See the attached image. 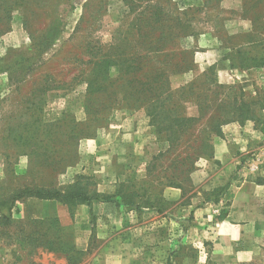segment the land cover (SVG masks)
Returning <instances> with one entry per match:
<instances>
[{
  "label": "rangeland",
  "instance_id": "rangeland-1",
  "mask_svg": "<svg viewBox=\"0 0 264 264\" xmlns=\"http://www.w3.org/2000/svg\"><path fill=\"white\" fill-rule=\"evenodd\" d=\"M261 116L264 0H0V264H82L109 238L146 264H216L220 212L193 210L231 181L213 142ZM237 157L253 177L255 151Z\"/></svg>",
  "mask_w": 264,
  "mask_h": 264
},
{
  "label": "crops",
  "instance_id": "crops-1",
  "mask_svg": "<svg viewBox=\"0 0 264 264\" xmlns=\"http://www.w3.org/2000/svg\"><path fill=\"white\" fill-rule=\"evenodd\" d=\"M230 126L224 127L223 134L216 136L213 145L215 157L225 165L220 176L229 173L231 181L226 184L217 203L208 202L193 209L197 218L200 216L206 221L212 217L213 211L221 213L225 210V217L212 223L213 247L208 257L203 259L204 263L213 261L216 264H239L250 261L260 253L264 254V134L254 128L253 124L249 125L251 128L248 130L240 123ZM252 151L258 156V170L253 177L243 178L241 176L245 174L239 170L237 156ZM178 196L174 191L169 199L177 200ZM77 232L78 226L72 224L71 233ZM113 243L114 238H109L98 253V256L106 257L103 264H146L141 254L122 248L117 250L112 247ZM73 244L75 250L87 251L89 248V242L80 244L78 235ZM98 256L82 264H92Z\"/></svg>",
  "mask_w": 264,
  "mask_h": 264
},
{
  "label": "trees",
  "instance_id": "trees-1",
  "mask_svg": "<svg viewBox=\"0 0 264 264\" xmlns=\"http://www.w3.org/2000/svg\"><path fill=\"white\" fill-rule=\"evenodd\" d=\"M111 46H114L113 44L111 45ZM104 46L103 45H100L99 46V50L100 49H102L101 50V52H103V54L105 55V56H107V52H109L110 51V49H108V50H106V48L104 49L103 48ZM134 60H136V57H132V61H134ZM90 62V61H89ZM134 66V68H136V66L135 65H133ZM161 77V73L160 74H157L156 75V79H157V81L159 80V78ZM91 84V82L89 83V85ZM162 95V94H161ZM161 95H158V97H161ZM165 106V105H164ZM165 108V107H164ZM164 110H162V108L160 109V110H158V112H155L154 113V116H159L162 112H163ZM183 118H178V119H174L175 121H174V125L175 126H177V124H178V121H180V120H182ZM251 119H254V118H251ZM257 119V121H263L264 120V117L263 116H261L260 118H256ZM240 120V119H239ZM244 120V119H243ZM243 120H241V121H243ZM255 120V119H254ZM257 121L255 120V123H256V125L254 124V127L256 128V129H258L259 131H261L263 134H264V121L263 122H261V123H263V125L262 126H258V123H257ZM157 123V122H156ZM158 125V130H161V127H160V124L161 123H157ZM166 129H169V128H166ZM53 194V195H52ZM37 195L38 196H42L43 194H41V192H39V193H37ZM49 195H51V197H53L54 199L56 198V199H59L60 201H62V202H64V204H67L68 205V203H70L69 201H67V199L68 198H70V199H74V201L72 202V203H70V204H73V205H75V206H77V205H80V204H87V205H90L91 204V202L95 199V198H93L92 196H87V195H85L83 192H76L75 194H63V193H61V192H58V191H56V192H54V193H51V194H47V195H44V196H42V197H46V198H48V196ZM50 198V197H49ZM225 217V210H222V212L218 215V219H222V218H224ZM69 229V231L71 232V230H72V228H68ZM70 248L69 249H72L73 247H75V244H73L72 242L68 245ZM60 250V249H59ZM77 251H79V249H76Z\"/></svg>",
  "mask_w": 264,
  "mask_h": 264
},
{
  "label": "built area",
  "instance_id": "built-area-1",
  "mask_svg": "<svg viewBox=\"0 0 264 264\" xmlns=\"http://www.w3.org/2000/svg\"><path fill=\"white\" fill-rule=\"evenodd\" d=\"M256 167V166H255ZM252 168L254 169V167L252 166Z\"/></svg>",
  "mask_w": 264,
  "mask_h": 264
}]
</instances>
